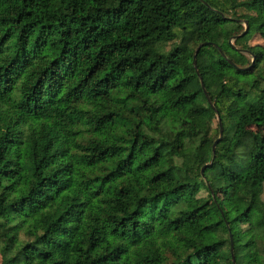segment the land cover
Here are the masks:
<instances>
[{
  "label": "trees",
  "instance_id": "trees-1",
  "mask_svg": "<svg viewBox=\"0 0 264 264\" xmlns=\"http://www.w3.org/2000/svg\"><path fill=\"white\" fill-rule=\"evenodd\" d=\"M253 35L264 0H0L3 264H264Z\"/></svg>",
  "mask_w": 264,
  "mask_h": 264
},
{
  "label": "rangeland",
  "instance_id": "rangeland-1",
  "mask_svg": "<svg viewBox=\"0 0 264 264\" xmlns=\"http://www.w3.org/2000/svg\"><path fill=\"white\" fill-rule=\"evenodd\" d=\"M176 42H177V40L176 41H173V42L165 43L162 46V50L167 51ZM249 44L250 45H254V44H264V40L259 35H253L249 39ZM248 58H249L250 61L252 60L249 55H248ZM238 79L247 80L248 77H240V76H238ZM210 122H211L213 128L217 127V123H218L217 116L215 115V116L211 117L210 118ZM250 129L253 132L258 133V134H263L264 133V129L263 128H260V127L253 126ZM205 193L206 192L203 190V191L200 192V195H205ZM262 197L264 199V193H263V196ZM5 259H6L5 256L2 253H0V264H3L4 261H5Z\"/></svg>",
  "mask_w": 264,
  "mask_h": 264
},
{
  "label": "water",
  "instance_id": "water-1",
  "mask_svg": "<svg viewBox=\"0 0 264 264\" xmlns=\"http://www.w3.org/2000/svg\"><path fill=\"white\" fill-rule=\"evenodd\" d=\"M247 30V22L246 21H244V29H243V31H242V33L241 34H243L245 31ZM207 44V42H202V43H200L197 47H196V49H195V51H194V54H193V64L195 65V63H196V54H197V52H198V50L200 49V47L201 46H203V45H206ZM203 91H204V93H205V95H206V97H207V99H208V102L211 104V106L213 105L212 103H211V101H210V99L208 98V95H207V92H206V90L203 88ZM213 107V106H212ZM217 119H218V124H219V135H218V137L214 140V142H213V145H212V150L214 151V148H215V145H216V143L222 138V125H221V120H220V118H219V116L217 115ZM203 172V167L201 168V173Z\"/></svg>",
  "mask_w": 264,
  "mask_h": 264
}]
</instances>
